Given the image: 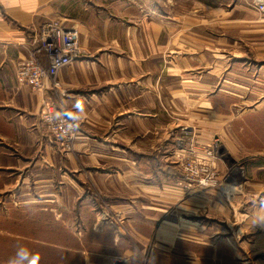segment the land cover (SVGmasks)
Here are the masks:
<instances>
[{
	"label": "crops",
	"instance_id": "crops-1",
	"mask_svg": "<svg viewBox=\"0 0 264 264\" xmlns=\"http://www.w3.org/2000/svg\"><path fill=\"white\" fill-rule=\"evenodd\" d=\"M91 1L0 0V264L19 247L42 264L137 257L129 237L108 224L93 229L106 211L143 239L173 245L188 235L211 246L218 236L234 258H264V227L247 223L264 211V12L256 0H186L191 9L180 11L120 0L115 14L109 0L96 26L67 12ZM55 20L79 29L83 56L60 71L56 90L19 85L18 68ZM47 102L77 122L71 150L43 123ZM77 103L85 117L74 114ZM167 116L176 122L163 140ZM192 158L223 187L193 198L196 183L180 169ZM195 200L209 211L201 223L173 213Z\"/></svg>",
	"mask_w": 264,
	"mask_h": 264
},
{
	"label": "rangeland",
	"instance_id": "rangeland-1",
	"mask_svg": "<svg viewBox=\"0 0 264 264\" xmlns=\"http://www.w3.org/2000/svg\"><path fill=\"white\" fill-rule=\"evenodd\" d=\"M118 5H120V0L115 1L114 9L111 8V5L109 6V0H92L90 3L91 7H88L87 11L85 10V5L83 4L82 6L78 5L76 7H71V9L69 7L67 12H69L70 14L76 12L79 18H81L83 21L96 26L101 18L105 16L106 11L110 12V10L112 9V12L114 14L117 13ZM161 5L163 9L167 11H180L187 8L191 9L192 7L191 2H186V0H161ZM63 22L66 25V22ZM173 122H176V120H173V116L164 117L163 140L167 137V135L173 133V131L171 130L173 128ZM193 160H196V158L184 159L180 168L181 171L191 174V172L186 171V168H191V166H193L191 163ZM197 161H199L197 163H204L198 158ZM205 164L208 165L207 163ZM173 166H176V169H179L177 165ZM197 167L193 166V168H195L193 174L197 179L196 181L191 180L196 183L197 186L195 188L196 194L193 198L200 199L204 194H207L208 190L217 191L218 189H221L223 187L225 181L219 176V174L217 175V173V178H212L214 183H211L210 185L200 184L199 181L205 176L202 175L201 168ZM196 170L199 171V174H195ZM189 207L190 208H181L180 206H178V209L180 211H175L173 213L179 216L180 219L181 217L186 218L187 215L184 213L189 212L187 213L188 217L193 220H198V222L200 223L201 221H204V219L208 215L207 213H209V211H203L204 208L202 200L193 201ZM104 208L106 207L104 206ZM182 211H184V213H182ZM96 214L98 216V220L95 223L93 229L99 231L103 224L110 225V227H112L114 231L116 230L117 233H115L117 236H125L127 238L129 237L128 240L131 239L132 241H134L131 242L130 240L129 246L136 250L138 256L132 258L122 255V257H112L107 260L94 259L92 261L93 264H264V258L263 256H260L262 254H258L257 256L262 258L254 260L234 258V254L231 253L232 250L229 247L227 248L222 243H218L219 240L218 236H216V232H213L215 234L214 236H216V239L211 240V246H204L205 244L202 241L188 238V235H186V237L184 238L186 240L184 243L177 242L176 244L170 245L164 242H160L154 237L146 239L141 238L139 235L135 234L134 229L131 228L129 222L126 221V219L121 214L112 212V215L111 213H109V211L103 212L101 214ZM164 214L165 218L163 217V221L170 218V212L166 211ZM115 221L117 222L115 223ZM64 263L70 264L71 261L67 259ZM40 264H42L41 261ZM54 264H57V261H55Z\"/></svg>",
	"mask_w": 264,
	"mask_h": 264
},
{
	"label": "built area",
	"instance_id": "built-area-1",
	"mask_svg": "<svg viewBox=\"0 0 264 264\" xmlns=\"http://www.w3.org/2000/svg\"><path fill=\"white\" fill-rule=\"evenodd\" d=\"M256 3L259 10L264 12V3H260V0H256ZM83 54L78 28H69L61 20L48 22L40 29L37 48L18 68L17 81L19 85H29L35 91L56 90L60 87L58 80L60 71L79 60ZM41 119L54 140L64 149L71 150L79 134L77 122L71 117L57 115L56 106L52 102L43 105ZM217 152V145L214 144L206 154L214 158ZM197 162L199 161L196 159L191 163L200 167L202 175L205 176L199 183L202 185L214 183L212 178H217L215 170L209 164ZM193 166L186 168L191 174L185 175L188 179L196 181ZM195 174H199V171L196 170Z\"/></svg>",
	"mask_w": 264,
	"mask_h": 264
},
{
	"label": "clouds",
	"instance_id": "clouds-1",
	"mask_svg": "<svg viewBox=\"0 0 264 264\" xmlns=\"http://www.w3.org/2000/svg\"><path fill=\"white\" fill-rule=\"evenodd\" d=\"M74 114L77 116H86V110L82 103L75 105ZM247 223L251 230L256 227H264V211H258L248 217ZM41 257L37 253L31 252L26 247H19L15 254L10 257L7 264H40Z\"/></svg>",
	"mask_w": 264,
	"mask_h": 264
}]
</instances>
